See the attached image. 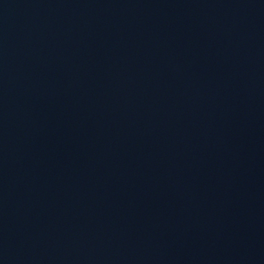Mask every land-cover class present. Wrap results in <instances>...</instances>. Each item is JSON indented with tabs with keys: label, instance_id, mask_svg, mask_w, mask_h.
<instances>
[{
	"label": "water",
	"instance_id": "1",
	"mask_svg": "<svg viewBox=\"0 0 264 264\" xmlns=\"http://www.w3.org/2000/svg\"><path fill=\"white\" fill-rule=\"evenodd\" d=\"M0 264H264V0H0Z\"/></svg>",
	"mask_w": 264,
	"mask_h": 264
}]
</instances>
